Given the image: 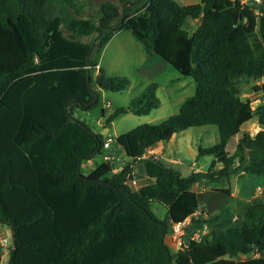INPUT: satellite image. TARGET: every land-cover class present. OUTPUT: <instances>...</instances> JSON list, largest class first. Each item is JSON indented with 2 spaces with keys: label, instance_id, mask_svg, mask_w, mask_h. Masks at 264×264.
<instances>
[{
  "label": "trees",
  "instance_id": "trees-1",
  "mask_svg": "<svg viewBox=\"0 0 264 264\" xmlns=\"http://www.w3.org/2000/svg\"><path fill=\"white\" fill-rule=\"evenodd\" d=\"M70 1L0 0V223L15 230L9 264H264V200L245 202L238 214L223 206L207 219L194 217L190 233L204 224L208 231L200 240L188 233L186 246L175 252L166 242L174 215L160 218L151 207L153 201L169 210L187 205L183 195L203 179L226 181L243 171L264 176V106L256 111L239 87L242 79L264 77V0H141L126 6L116 29L109 26L122 19L128 0H103L90 25ZM66 2L75 16L63 22ZM89 29L93 38L84 40ZM119 30L193 76L196 91L166 120L116 137L128 156L120 171L113 173L104 160L84 173L82 161L103 153L113 139L75 118L74 110L95 107L100 89L130 86L127 76L108 75L103 67L94 75L99 51ZM158 86H145L108 122L157 108ZM252 89L264 91V82ZM255 116L261 128L243 130ZM206 124L217 125L220 139L199 146V155L213 154L222 168L213 161L207 170L185 175L149 155L147 171L156 181L129 185L133 164L157 142ZM218 191L231 198L229 187ZM197 207L195 202L183 218ZM3 253L0 245V261Z\"/></svg>",
  "mask_w": 264,
  "mask_h": 264
},
{
  "label": "rangeland",
  "instance_id": "rangeland-1",
  "mask_svg": "<svg viewBox=\"0 0 264 264\" xmlns=\"http://www.w3.org/2000/svg\"><path fill=\"white\" fill-rule=\"evenodd\" d=\"M102 1L103 0H71L70 4L73 5V7L77 10V17L81 19V21L85 24L87 23L86 25H90L94 21V18L91 17V14H97L99 4ZM178 1L181 4H190L200 2L201 0ZM68 4L69 3L66 2L62 5V16L64 19L63 22H65V19L68 20L72 16H75L72 7H69L70 4ZM191 23L192 27H195L198 23V20H193ZM123 33L124 32H122V34ZM125 33L131 35L129 34L131 33L129 30H126ZM93 35L94 32L89 29V31L83 36V38L90 41L93 38ZM108 42L101 48L98 53L100 63L108 74L125 75L129 78L131 84L127 89L121 91L100 89L99 103L89 110L75 108L74 117L79 119L80 121L86 122L93 128L94 131L103 133L105 135V138L111 137L113 140L110 141V143L112 145V148H114L116 145H118V141L116 140V137L118 135L127 132L130 129L145 122L160 123L166 120L171 114L178 112L180 104H182L188 96L195 93L196 81L193 76L181 74L171 64H163L158 66L157 70L154 71L151 76H149L148 73L143 72V70L139 72L138 69L140 68L142 62L139 52L140 45H143L141 42L135 40V42L132 44H126L120 38H116L112 44H108ZM151 82H157L160 85L157 88V95L160 100V105L157 108H154L148 114H135L133 112L121 114L115 117L112 121L108 122V117L112 113H114L116 109L128 105L131 98L137 95L138 92H140ZM261 84V78L242 79L239 83L240 94L242 98H250L252 101V105L256 109V111H258L261 106H264V91L261 89L253 90L252 87L253 85L261 87ZM93 85L96 86V83L93 82ZM255 117L257 118V116ZM255 117H253L246 124L249 125L250 123H252ZM107 127L110 128V131L104 133V129ZM219 139V129L215 124L192 126L184 131L175 133L169 140V142L166 141V146L162 151L161 157L166 164L176 168H180V170L184 174H190L194 170L205 171L213 164L215 156L213 154L199 155V146H210L218 142ZM235 139L236 137H233L230 140L227 146L228 149L232 148ZM96 157H98V159H101L102 153H97ZM124 157H127L128 159L127 154L126 156L124 155ZM170 157L178 159L179 162L170 161ZM218 167H220V165H218ZM82 171L84 173H89L90 167L87 168L84 166V168H82ZM253 179L256 180V182H260V184L264 185V176L254 175ZM132 183L133 181L130 180V184ZM253 184L254 183L252 182H248L246 187L239 186V189L235 191V194L238 196L241 195L243 197H247V192L251 190L250 188H252ZM218 185L221 184L219 182H215V186ZM263 185H261V187L258 189L255 185L256 192L253 191L254 194L250 196V202H259L264 200ZM236 195L230 196L232 199H234L233 201L235 209H237V211H240L239 202H237L235 198H233L236 197ZM186 197L188 199L187 205L182 209L180 207V211H182V214L179 215V213H174L175 210H173L176 218H183L185 213L190 211L193 207V204L195 203L192 195ZM201 198L202 195L199 194L198 199L201 200ZM231 198L227 194L218 191L213 193L212 197L210 199H207V201L209 204L212 201H215V204H217L220 209L223 206H230L232 201ZM237 199L240 198L237 197ZM160 206V204H157L155 202L151 204V207L156 215L158 217L164 218L166 212L162 207L163 205L161 206L163 210L160 208ZM201 209L202 207L198 205L196 211H200ZM208 209L210 210V208ZM202 213L203 215L201 217L203 219H207L204 217V211ZM205 232L203 231V229H201L202 235ZM166 242L171 249H175L172 243L171 232L166 236ZM8 246L9 242L7 243V245H3L4 253L0 264H9L10 251L8 249Z\"/></svg>",
  "mask_w": 264,
  "mask_h": 264
},
{
  "label": "crops",
  "instance_id": "crops-1",
  "mask_svg": "<svg viewBox=\"0 0 264 264\" xmlns=\"http://www.w3.org/2000/svg\"><path fill=\"white\" fill-rule=\"evenodd\" d=\"M122 32H124V33L122 34ZM125 32H126V30H119V31L115 32L114 35L111 37L110 41L108 42V44H112L116 38H120L126 44L127 43L132 44V43L135 42V40L139 41L138 39L135 38V36L132 33H129L131 35H128V33H125ZM83 39L86 40L85 38H83ZM139 42H141V41H139ZM139 52H140V57L142 59L141 66L138 69L139 72H141V70H143V72L148 73L149 76H151V74L154 71L157 70V67L158 66L163 65V64H169L166 60H164L163 58H161L159 55L152 54V53H148V51H147V49H146V47H145L144 44L143 45H140ZM162 60H164V61H162ZM162 62H166V63H162ZM100 67H103V66L100 63V58H99V64L97 66V69L95 70L94 75H96L98 73V70H99ZM105 72L107 73L106 70H105ZM108 75H110V74H108ZM261 81H262V83L264 82V77L261 78ZM180 106H181V104H180ZM180 106H179V109H180ZM249 121H247V122H249ZM247 122H245L243 124L242 129L243 130H246V131H250L252 134H255L261 128V124L259 123L258 118H256V117L254 118V121L252 123H250L249 125L246 124ZM109 131H110V128L109 127H107V128L104 129V133L109 132ZM239 136L240 135H237L236 136V139H235L234 144H233L232 148L230 149V151H233L234 150L235 145H236V142H237ZM167 142H169V140H167ZM165 146H166V141H159V142H157L152 148H150L148 150V152H146L144 154V158H142L141 160L136 161L133 164L132 177L128 180L129 185L133 189H138V188H140V187H142L144 185H147L149 183H152V182H155L156 181V178L153 177V176H151L148 173V171H147V165H146L145 158H147L149 155H154L155 157L162 158L161 157V154H162V151L164 150V147ZM121 148H122V151H121ZM105 154H109L112 157L109 160V162L113 166V173H115L117 171H120V169L123 167V165L128 160L127 157H124V155L126 156V152L124 151L123 147L119 143L114 148H112V145L110 143L109 146L108 147H105V149L103 150L102 158L101 159H98V157H96L97 154L95 156L91 157V158L84 159L82 161V163H81V170L85 166L87 168L90 167V171H92L94 168H96V166H98L101 162H103L105 160V158H104V155ZM96 159H98V160H96ZM169 159H170V161H173V162H179V160L176 159V158L170 157ZM213 161L215 162L216 159L214 158ZM215 165H216L215 167L216 168H219V169L223 167V163L222 162L216 161V164ZM218 165H220V167H218ZM185 175H187V174H185ZM253 176L254 175L246 174L243 171V172L231 174L230 177H229V180H226V181H223V180H214V179H203V180H200L197 183H195L192 186V188L183 195V199H185L186 202H187L188 199H187L186 196L192 195V198H194L195 202H197L198 205L202 207V209L200 211L198 210L197 212H194V213H191L190 214L191 217H192V221H191V223H189L185 227L184 233L182 235V239H184L185 243H186V238L185 237H186V235L188 233H189V235H191V238H192L195 233L201 232V229H203L204 232L206 230L208 231V227L205 224L204 227L202 226L198 230H195L192 233H190V228L189 227L192 224H193L192 227H194V226L197 225V222L196 221H194V223H192L194 217H198V215L199 216L203 215L202 212L204 211V213H205L204 217L205 218H208L210 215L219 213L221 211L222 208L219 209V206L217 204H215V201H212L210 204L207 201V199H210L212 197V194L213 193L217 192V189H222V188H225V187H229L230 190H231V195L232 196H235L236 195L235 194V191L239 189V186L246 187V185L248 184V182H250V183L252 182L254 184L252 185V188H250L251 190H249L247 192V194H248L247 197H245V196L243 197L241 195L240 196L236 195V197H233V198H235V200L237 202H239L240 211H237V209H235V207H234V201H233L234 199L231 198L232 201H231V205L229 207L233 211H235V213H237V214L239 212H241V210H242L245 202H248L251 199L250 196L254 194L253 191L256 192L255 185L257 186V189L260 188L261 185H263V184H260V182H256V180L253 179ZM130 180H132L134 184L133 183L130 184ZM215 182H219L221 185L215 186ZM233 185H234V187H233ZM199 194L202 195L201 200L198 199V195ZM205 196H206V198H205ZM237 197L240 198V199H237ZM153 202H155L157 204H160L161 206L163 205L162 207L164 208V210L166 212L165 215H164V217L166 216V214L169 213L170 216L171 215H174L176 220H179L180 219V218H176V215L174 214V213H179V215L182 214V211H180V207L179 208L178 207L177 208H173L172 210H169V208L166 205L162 204L161 202H159V201H153ZM209 205H210V207H209ZM161 206H160V208L163 210V208ZM184 206H186V204ZM184 206H181V209L184 208ZM208 208H210V210ZM173 210H175L174 213H173ZM198 212H200L201 214H198ZM210 213H212V214H210ZM175 219H173L172 216L170 218L171 222H172V220H175ZM172 231L173 230H171V233H172ZM10 234H11V228L10 227L7 228L5 226V224H1L0 223V245H4L3 238L6 235L9 236V242H10ZM172 243H173V245L175 247V249H171L173 252H175V251L179 250L180 248H182V247L179 246L177 240L173 237V234H172Z\"/></svg>",
  "mask_w": 264,
  "mask_h": 264
},
{
  "label": "built area",
  "instance_id": "built-area-1",
  "mask_svg": "<svg viewBox=\"0 0 264 264\" xmlns=\"http://www.w3.org/2000/svg\"><path fill=\"white\" fill-rule=\"evenodd\" d=\"M249 1H251V0H241L242 3H248ZM254 1L256 3L262 2V0H254ZM110 141L111 140L108 139V141L105 142L104 146L105 147H108L109 144H110ZM104 158H105L106 161H109L112 157L109 154H105L104 155ZM195 212H197V211H195ZM198 214H200V213L198 212ZM191 221H192V217H191V215H188V216H186L183 219H179V220H176L175 219V220H172V222H171L172 223V230H173L172 231L173 237L177 240V242H178V244H179L180 247L186 246V243H185L184 239H182V235L184 233L185 227L189 223H191ZM201 237H202V233L201 232H198V233H195L192 238L193 239H196V240H200ZM8 242H9V236L6 235L3 238V243H4V245H7Z\"/></svg>",
  "mask_w": 264,
  "mask_h": 264
},
{
  "label": "water",
  "instance_id": "water-1",
  "mask_svg": "<svg viewBox=\"0 0 264 264\" xmlns=\"http://www.w3.org/2000/svg\"><path fill=\"white\" fill-rule=\"evenodd\" d=\"M141 0H128L124 3L123 5V9H122V19L116 23L115 25H111L109 26L110 29H116L119 25V23L124 19V16H125V12H126V6L128 4H131V5H135L137 2H140ZM97 39V37L95 38V40ZM94 45H95V41L93 42L92 44V47H91V50H90V53L93 51V48H94ZM90 56V55H89ZM88 79L90 80V71L88 70ZM5 226L8 228L9 227V224L8 223H5ZM15 236V230L11 229V234H10V242H9V246L12 245V242H13V237ZM252 255V251H249L247 252L246 256L250 257Z\"/></svg>",
  "mask_w": 264,
  "mask_h": 264
}]
</instances>
